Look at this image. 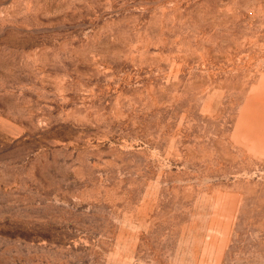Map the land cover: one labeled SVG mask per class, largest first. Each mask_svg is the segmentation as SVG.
I'll return each instance as SVG.
<instances>
[{
  "label": "rangeland",
  "instance_id": "374dc122",
  "mask_svg": "<svg viewBox=\"0 0 264 264\" xmlns=\"http://www.w3.org/2000/svg\"><path fill=\"white\" fill-rule=\"evenodd\" d=\"M0 264H264V0H0Z\"/></svg>",
  "mask_w": 264,
  "mask_h": 264
}]
</instances>
